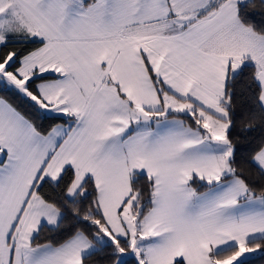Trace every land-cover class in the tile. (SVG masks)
Instances as JSON below:
<instances>
[{"label":"snow or ice","instance_id":"6c2138e0","mask_svg":"<svg viewBox=\"0 0 264 264\" xmlns=\"http://www.w3.org/2000/svg\"><path fill=\"white\" fill-rule=\"evenodd\" d=\"M0 264H264V0H0Z\"/></svg>","mask_w":264,"mask_h":264}]
</instances>
